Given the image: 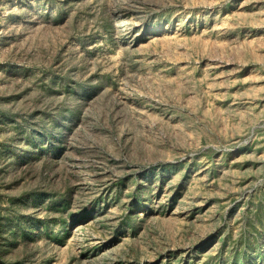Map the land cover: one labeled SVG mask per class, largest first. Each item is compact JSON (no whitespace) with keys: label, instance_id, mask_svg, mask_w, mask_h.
<instances>
[{"label":"rangeland","instance_id":"obj_1","mask_svg":"<svg viewBox=\"0 0 264 264\" xmlns=\"http://www.w3.org/2000/svg\"><path fill=\"white\" fill-rule=\"evenodd\" d=\"M264 0H0V264H264Z\"/></svg>","mask_w":264,"mask_h":264},{"label":"bare ground","instance_id":"obj_2","mask_svg":"<svg viewBox=\"0 0 264 264\" xmlns=\"http://www.w3.org/2000/svg\"><path fill=\"white\" fill-rule=\"evenodd\" d=\"M261 27H263L264 28V23H262V26Z\"/></svg>","mask_w":264,"mask_h":264}]
</instances>
